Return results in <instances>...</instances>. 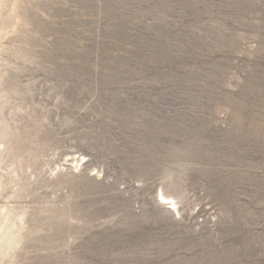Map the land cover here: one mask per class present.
<instances>
[{
    "label": "rangeland",
    "instance_id": "1",
    "mask_svg": "<svg viewBox=\"0 0 264 264\" xmlns=\"http://www.w3.org/2000/svg\"><path fill=\"white\" fill-rule=\"evenodd\" d=\"M1 5L0 264H264V0Z\"/></svg>",
    "mask_w": 264,
    "mask_h": 264
},
{
    "label": "bare ground",
    "instance_id": "2",
    "mask_svg": "<svg viewBox=\"0 0 264 264\" xmlns=\"http://www.w3.org/2000/svg\"><path fill=\"white\" fill-rule=\"evenodd\" d=\"M0 5H1V0H0ZM2 6V5H1ZM0 107H1V105H0ZM0 114H1V110H0ZM7 133H6V132ZM4 133H6V136L9 134L8 133V126L0 119V138H2V134L4 135ZM5 136V137H6ZM71 160V159H70ZM82 159H81V156L77 159V161H76V164H75V168L78 170V168H79V166H80V161H81ZM0 167H1V163H0ZM16 170L14 169L13 171H12V169H11V172H15ZM1 188V187H0ZM160 195H161V199H163L164 200V202L165 203H167L168 204V207L170 208V210H172V209H176V211L178 212V213H181L180 212V208L178 207V204H179V200H178V197H179V195H176V194H171V193H165V191L164 190H162L161 192H160ZM161 204H164V203H161ZM3 212H4V215L6 216V218H7V216H8V214H9V212H8V210L7 209H3L2 210ZM12 224V222H10L9 223V226Z\"/></svg>",
    "mask_w": 264,
    "mask_h": 264
}]
</instances>
